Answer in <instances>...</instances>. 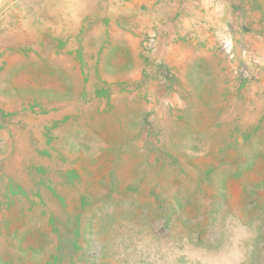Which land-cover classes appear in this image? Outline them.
I'll use <instances>...</instances> for the list:
<instances>
[{
    "label": "rangeland",
    "instance_id": "374dc122",
    "mask_svg": "<svg viewBox=\"0 0 264 264\" xmlns=\"http://www.w3.org/2000/svg\"><path fill=\"white\" fill-rule=\"evenodd\" d=\"M0 264H264V0H0Z\"/></svg>",
    "mask_w": 264,
    "mask_h": 264
}]
</instances>
